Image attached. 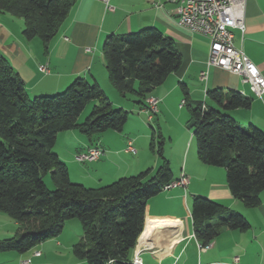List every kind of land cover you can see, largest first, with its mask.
Listing matches in <instances>:
<instances>
[{"label": "trees", "instance_id": "trees-1", "mask_svg": "<svg viewBox=\"0 0 264 264\" xmlns=\"http://www.w3.org/2000/svg\"><path fill=\"white\" fill-rule=\"evenodd\" d=\"M76 0H0V14L22 20V37L38 39L46 52ZM108 81L118 95L146 99L181 65L173 41L155 28L102 43ZM214 106L184 99L200 163L222 168L231 196L247 208L259 205L264 191V133L252 124L239 125L230 113L246 110L250 100L236 91H206ZM89 115L78 122L90 103ZM129 113L114 108L97 84L78 78L64 91L31 98L0 53V213L17 224L14 237L0 241V252H26L57 237L66 222L76 220L83 237L72 254L86 264H129L143 231L147 200L172 181L162 142L150 150L160 160L149 170L96 189L71 183L67 167L53 152L61 132L77 131L89 141L108 130L120 132ZM160 139V138H159ZM48 176L53 190L44 182ZM191 216L195 238L207 246L222 229L249 228L239 214L196 196Z\"/></svg>", "mask_w": 264, "mask_h": 264}, {"label": "crops", "instance_id": "crops-1", "mask_svg": "<svg viewBox=\"0 0 264 264\" xmlns=\"http://www.w3.org/2000/svg\"><path fill=\"white\" fill-rule=\"evenodd\" d=\"M108 4L112 11L100 0H76L46 52L37 39L26 41L9 31L5 20L12 22L13 17L0 14V53L22 80L29 97L58 94L81 78L88 84H97L113 107L138 116H129L128 124L120 132L108 130L92 137V141L74 130L59 133L53 152L67 167L71 183L96 189L147 170L154 173L160 160L151 152L150 145L156 147L158 137L172 181L183 174L188 184L162 189L147 200L143 231L130 261L139 251L141 264H264V191L257 207L243 206L231 196L224 169L199 162L192 133H187L185 127H147V108L138 106L134 96L121 97L109 83L102 43L107 36L146 28H155L173 41L181 55L180 68L148 96L158 100V113H168L176 105L179 108L186 97L189 102L214 106L206 97L208 90L236 91L250 100V107L236 110L231 116L239 125L252 124L264 133V94L256 97L239 76L207 66L209 41L177 25L175 5L169 0H109ZM22 26L20 23L19 29ZM245 28L243 35L232 31L234 46L243 50L264 77V0H246ZM42 65L47 67L48 74L39 70ZM203 72L207 73L206 80L200 79ZM129 142L134 153L126 150ZM93 146L102 151L97 161L75 160L77 154ZM196 196L239 214L249 228L244 232L222 229L207 246H202L194 236L191 216ZM16 232L17 224L0 215V241L14 237ZM82 237L80 224L71 220L57 237L31 250L0 252V264H86L72 254V247Z\"/></svg>", "mask_w": 264, "mask_h": 264}, {"label": "built area", "instance_id": "built-area-1", "mask_svg": "<svg viewBox=\"0 0 264 264\" xmlns=\"http://www.w3.org/2000/svg\"><path fill=\"white\" fill-rule=\"evenodd\" d=\"M107 10L113 9L109 6V0H100ZM175 5L177 25L191 34L199 35L209 41V53L207 66H214L241 78L243 84H248L250 90L256 97L264 94V77L258 68L246 57L241 48L234 46L232 31L237 30L243 35L245 33V6L246 0H169ZM39 70L48 74L46 66L42 65ZM207 73L200 75L201 80H206ZM158 100L149 97L146 99L148 118L152 121L157 114ZM184 106V100L179 108ZM127 151L134 153L135 149L128 143ZM102 155L97 146L88 148L85 152L75 156L79 163L97 161ZM188 179L183 174L179 179L172 181L163 187L164 190L174 186L186 187ZM136 253V258L131 260L132 264H141ZM29 261H26L28 263Z\"/></svg>", "mask_w": 264, "mask_h": 264}, {"label": "rangeland", "instance_id": "rangeland-1", "mask_svg": "<svg viewBox=\"0 0 264 264\" xmlns=\"http://www.w3.org/2000/svg\"><path fill=\"white\" fill-rule=\"evenodd\" d=\"M11 20H12V22H8V21L5 20V27L9 28V31L16 32L18 35H21V37H22L23 26H22L21 29H19L20 23L23 25L22 20L19 19V18H16V17L11 18ZM36 41H39V40L37 39ZM128 97H129V99H131V96H128ZM198 101H200V100H198ZM90 110H91V106L89 105V106L86 107V109L80 115V117L78 119V122H82L89 115ZM129 116L138 117L135 113H130L128 115V119H129ZM190 122H191V120H190V115H189L187 107L183 106L182 108H178V106L176 105V107L174 109H172L168 113H166V112L163 113L162 111H160V113L157 112V114L153 117V121L147 122L146 125H147V127H153V128H155V127H170L171 129L173 127L174 128L175 127H185V130H186L187 133H192V129H188L187 128ZM127 124H128V121L125 123V125H127ZM248 125L249 124L247 123L243 127H247ZM157 138H156V140L158 142L159 139H157ZM193 145H195V141H194ZM174 152L176 153V150H174ZM43 180H44L47 188L49 190H53L52 185L48 181L49 177L46 176ZM0 215H3V216L6 217V215L3 214V213H0Z\"/></svg>", "mask_w": 264, "mask_h": 264}, {"label": "water", "instance_id": "water-1", "mask_svg": "<svg viewBox=\"0 0 264 264\" xmlns=\"http://www.w3.org/2000/svg\"><path fill=\"white\" fill-rule=\"evenodd\" d=\"M193 126H194V121H191L190 123H189V125H188V129H192L193 128Z\"/></svg>", "mask_w": 264, "mask_h": 264}, {"label": "bare ground", "instance_id": "bare-ground-1", "mask_svg": "<svg viewBox=\"0 0 264 264\" xmlns=\"http://www.w3.org/2000/svg\"><path fill=\"white\" fill-rule=\"evenodd\" d=\"M148 99V98H147ZM184 104H185V102H184ZM136 258V255L133 257V259H135Z\"/></svg>", "mask_w": 264, "mask_h": 264}]
</instances>
